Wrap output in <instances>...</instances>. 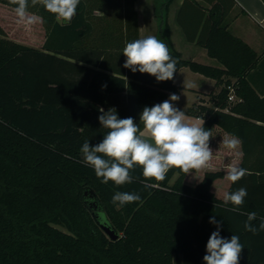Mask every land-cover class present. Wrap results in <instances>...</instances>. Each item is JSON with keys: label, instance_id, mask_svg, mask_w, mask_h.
Segmentation results:
<instances>
[{"label": "trees", "instance_id": "obj_1", "mask_svg": "<svg viewBox=\"0 0 264 264\" xmlns=\"http://www.w3.org/2000/svg\"><path fill=\"white\" fill-rule=\"evenodd\" d=\"M135 1L80 0L71 22L62 24L29 0L28 12L40 18L45 33L43 40H23L35 47L12 39L0 23V264H204L217 230L209 223L213 216L222 221V238L239 236V264H264V231H245L246 215L229 211L230 204L215 206L225 192L244 187L241 212L255 211L256 226L264 219V94L250 82L264 58L228 30L223 14L211 13L212 25L200 40L222 65L217 68L183 59L167 23L174 0H153L164 16L161 35L177 72L188 67L222 86L210 94V106L186 111L211 132L209 168L189 174L173 168L156 182L146 181L137 166L133 183L116 186L101 183L82 162L83 143L95 146L107 132L98 120L101 108H115L119 118L132 117L143 128L137 122L143 109L180 91L177 72L158 82L123 67L124 47L139 39ZM0 5L15 11L11 0ZM229 87L237 101L229 100ZM229 134L241 141L236 164L248 170L235 184L224 179L233 152L222 141ZM87 188L101 201L118 240L97 224L84 201ZM117 191L136 192L142 202L117 207L111 202Z\"/></svg>", "mask_w": 264, "mask_h": 264}, {"label": "clouds", "instance_id": "obj_2", "mask_svg": "<svg viewBox=\"0 0 264 264\" xmlns=\"http://www.w3.org/2000/svg\"><path fill=\"white\" fill-rule=\"evenodd\" d=\"M11 3L16 5L15 14L19 23L31 26L40 20L28 12L29 0H11ZM30 3L31 6L42 5L55 15L58 22L67 24L76 15L80 0H30ZM122 53L126 57L123 67L133 73H147L158 82L173 80L177 72V60L170 54L167 45L155 36L149 35L128 42ZM184 87L193 88L195 84L185 80ZM178 99L177 95L172 94L162 103L145 107L140 114V122L144 126L142 131L132 117L122 119L118 117L115 108L106 112L101 108L102 114L98 120L107 132L95 146H91L88 140L83 143L80 148L82 162L94 169L101 183L108 184L111 181L116 186L133 183L135 177L131 173L137 166L142 169L146 181L156 182L164 181L173 168L185 174L209 168L213 159V152L209 148L211 132L204 128L203 121L190 120L184 111L175 108L172 102ZM222 145L236 152L241 141L229 134L223 137ZM247 171L238 164H229L224 179L235 184ZM247 195L244 187L225 192L222 203L215 206L228 208L230 204L229 211L246 215L244 230L255 235L264 231V219L256 226L253 224L257 220L255 211L241 212ZM138 201L142 202L138 193L120 191L115 192L111 200L117 207ZM209 223L216 225L217 230L208 239L204 264H239L244 247L239 236L233 234L230 239L222 238V221H217L215 216L210 218Z\"/></svg>", "mask_w": 264, "mask_h": 264}, {"label": "crops", "instance_id": "obj_3", "mask_svg": "<svg viewBox=\"0 0 264 264\" xmlns=\"http://www.w3.org/2000/svg\"><path fill=\"white\" fill-rule=\"evenodd\" d=\"M117 1L123 3L124 0ZM135 11L138 15L139 38L152 35L164 43L161 35L164 16H159L154 1L136 0ZM212 12H216L219 18L223 14V24L228 30L264 58V0H174L167 13V23L172 43L183 59L222 68L200 43L201 39H206L212 25ZM185 80L193 82L195 87L185 88ZM174 82L180 91L175 94L179 99L172 102L173 106L184 111L190 120L203 121L186 111L196 104L210 106V94L218 93L222 86L217 85L215 79L193 72L188 67L176 73ZM250 82L260 94H264V62L251 73ZM137 122L141 123L140 116Z\"/></svg>", "mask_w": 264, "mask_h": 264}, {"label": "rangeland", "instance_id": "obj_4", "mask_svg": "<svg viewBox=\"0 0 264 264\" xmlns=\"http://www.w3.org/2000/svg\"><path fill=\"white\" fill-rule=\"evenodd\" d=\"M3 7H4L3 5H0V23L3 25L6 24L7 32L9 33L12 39L20 42L21 44H25L27 46H34V47L36 44H34L31 41V39H29L26 42L23 40H26V38H30V37H35L37 39L43 40L45 33H44V29L41 26L40 20L34 25L26 26L23 23L18 22V18L15 14V11L13 10L10 11L9 8H3ZM96 14L99 15L100 13H96ZM236 157H237L236 152L228 154V160H229L228 165L236 164V161L234 160L236 159ZM188 182L191 183L192 180H189ZM175 264H182L181 259L176 261Z\"/></svg>", "mask_w": 264, "mask_h": 264}, {"label": "water", "instance_id": "obj_5", "mask_svg": "<svg viewBox=\"0 0 264 264\" xmlns=\"http://www.w3.org/2000/svg\"><path fill=\"white\" fill-rule=\"evenodd\" d=\"M84 201L93 211V216L97 224L104 231L107 237L112 241L118 240L120 238L119 232L112 226V224L108 220L106 214L103 211L101 201L92 189L87 188L85 190Z\"/></svg>", "mask_w": 264, "mask_h": 264}, {"label": "built area", "instance_id": "obj_6", "mask_svg": "<svg viewBox=\"0 0 264 264\" xmlns=\"http://www.w3.org/2000/svg\"><path fill=\"white\" fill-rule=\"evenodd\" d=\"M230 89V96H229V100L230 101H237L238 98L235 95L234 89L232 87H229Z\"/></svg>", "mask_w": 264, "mask_h": 264}]
</instances>
